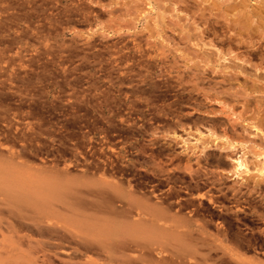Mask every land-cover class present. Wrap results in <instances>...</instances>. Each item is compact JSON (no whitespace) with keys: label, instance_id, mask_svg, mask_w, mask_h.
Listing matches in <instances>:
<instances>
[{"label":"rangeland","instance_id":"obj_1","mask_svg":"<svg viewBox=\"0 0 264 264\" xmlns=\"http://www.w3.org/2000/svg\"><path fill=\"white\" fill-rule=\"evenodd\" d=\"M262 152L264 0H0V264H264Z\"/></svg>","mask_w":264,"mask_h":264},{"label":"bare ground","instance_id":"obj_2","mask_svg":"<svg viewBox=\"0 0 264 264\" xmlns=\"http://www.w3.org/2000/svg\"><path fill=\"white\" fill-rule=\"evenodd\" d=\"M196 45H198V43L196 44ZM259 130V129H258ZM212 132H210V134H211ZM213 134V133H212ZM214 135V134H213ZM229 145H230V148L231 149H233V148H236V145L237 144H235V143H229ZM228 145V146H229ZM258 157L260 158V159H262L263 161H264V152H262L261 154H258ZM232 160H233V163H234V170H235V174H237V176L241 173V172H249V168H248V165H247V163H246V161H245V154L244 153H239V154H237V156L236 157H233L232 158ZM262 173H264V170H262ZM12 195V194H11ZM11 195H9V196H11ZM15 196H18L19 197V195H15ZM14 196V197H15ZM12 197V196H11ZM18 197L15 199V200H17L18 199ZM22 197V198H21ZM49 197L50 198H52V199H54V200H56V201H59V202H61L62 203V205H64L65 203H64V201L66 200L65 198V200L64 199H62L63 197L61 196V194L60 193H58L57 192V190L56 189H52V191L49 193ZM13 198V197H12ZM21 200L19 201V202H22V203H30V204H32V205H34V206H37L36 205V203H34V202H32V201H30V199H27L26 198V196L25 195H20V197H19ZM47 202V201H46ZM60 203V204H61ZM70 204V203H69ZM69 204H68V206H66V207H64V208H67V207H69ZM25 205V204H24ZM27 205V204H26ZM41 205V204H40ZM40 205H38V207L37 208H41L42 209V205L40 206ZM70 205H72L73 206V204H70ZM43 206H45L44 208H48V206H46V205H44L43 204ZM60 206V205H59ZM60 208V207H59ZM64 210V209H63ZM80 214V213H79ZM87 215V214H86ZM94 215V214H93ZM95 215L96 216H93V217H98V215H100V214H97V213H95ZM83 216H84V213H83ZM48 218L50 219V220H56L54 223L55 224H57L58 226H59V224H62L61 226H60V228L61 227H63V228H65V229H67L69 232H70V234L69 233H66V234H69L72 238H73V235H75V233L77 232V233H79L78 231H80L81 232V229H83L85 226L87 227H85V229H83L82 230V232L84 231V230H89L88 229V227H89V225L88 224H86L85 222H83L82 220H80V219H77V220H73L74 218H72V217H67V216H63L62 217V219H60V217H59V213H57V212H54V211H52L51 213H49L48 214ZM83 218V217H82ZM96 218H94V219H96ZM104 218H106V220H111L110 218L109 219H107L108 217H105L104 216ZM103 217L101 218V216L100 217H98V220L99 219H101L100 221H99V223H98V225H99V227L101 228V230H103V231H100V229H99V231L97 230V233L98 234H101V233H103L104 232V230H105V228H107V225L109 224L110 225V223L113 221H108V222H105L106 220H102V219H104ZM91 219V218H90ZM31 221V220H30ZM90 221V220H89ZM88 221V222H89ZM95 221H97V219L95 220ZM93 222V221H92ZM91 223V222H90ZM94 223V222H93ZM92 223V224H93ZM112 223H114V222H112ZM74 224V225H73ZM92 224H91V227H93V226H95V225H93L92 226ZM96 224V223H95ZM54 225V224H53ZM83 225H85L84 227H83ZM98 225L96 224V226L98 227ZM108 225V226H109ZM112 225V224H111ZM116 225V224H115ZM113 226V225H112ZM51 227V226H50ZM83 227V228H82ZM121 227H123V226H121ZM53 228V227H52ZM57 228V227H56ZM74 229H76L77 231L75 232L74 231ZM80 229V230H79ZM109 229V228H108ZM107 229V230H108ZM112 229V228H111ZM122 229V228H121ZM46 230V229H45ZM49 230V229H48ZM116 230V229H115ZM66 232V231H65ZM96 232V231H95ZM106 232H108V231H106ZM116 232V231H115ZM114 232V233H115ZM105 233V232H104ZM111 233V232H110ZM64 236H65V233H62ZM112 234V233H111ZM90 235V234H89ZM94 235H96V234H94ZM114 235V234H113ZM70 236H68V237H70ZM77 236V235H76ZM88 236V235H87ZM91 236V235H90ZM112 236V235H111ZM66 237H67V235H66ZM89 237V236H88ZM86 238V237H85ZM54 239V238H53ZM92 240V239H91ZM96 242V241H95ZM48 245V244H47ZM19 262V261H18Z\"/></svg>","mask_w":264,"mask_h":264}]
</instances>
